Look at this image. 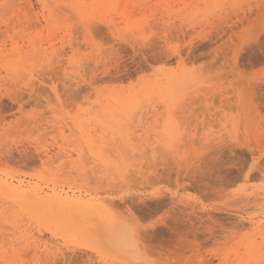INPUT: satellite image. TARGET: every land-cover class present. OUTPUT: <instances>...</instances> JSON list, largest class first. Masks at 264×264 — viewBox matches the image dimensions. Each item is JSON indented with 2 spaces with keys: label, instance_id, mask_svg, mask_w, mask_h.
<instances>
[{
  "label": "rangeland",
  "instance_id": "rangeland-1",
  "mask_svg": "<svg viewBox=\"0 0 264 264\" xmlns=\"http://www.w3.org/2000/svg\"><path fill=\"white\" fill-rule=\"evenodd\" d=\"M0 264H264V0H0Z\"/></svg>",
  "mask_w": 264,
  "mask_h": 264
},
{
  "label": "bare ground",
  "instance_id": "bare-ground-1",
  "mask_svg": "<svg viewBox=\"0 0 264 264\" xmlns=\"http://www.w3.org/2000/svg\"><path fill=\"white\" fill-rule=\"evenodd\" d=\"M158 200H159V199H158ZM71 203H73V204H78L79 202L76 201V200H75V201L73 200ZM142 205H143V204H142ZM145 205H146V204H145ZM137 207H138V206H137ZM160 207H161V206H160ZM139 208H140V207H139ZM112 209H114V208H112ZM144 209H145V208H144ZM141 211H142V210H141ZM121 217H123V216H121ZM95 219H96V218H95ZM95 219H94V220H95ZM117 219H118V218H117ZM94 220H93V221H94ZM118 221H119V220H118ZM119 228H120V225H118V224H117V225L115 224V225L112 226V229L115 230V231H120ZM114 241L122 242V241H123V238H122V236L117 235V236L114 238ZM122 257H123V256H122Z\"/></svg>",
  "mask_w": 264,
  "mask_h": 264
}]
</instances>
